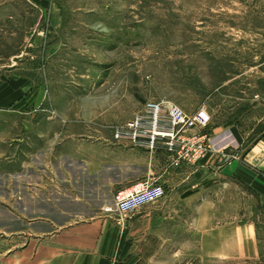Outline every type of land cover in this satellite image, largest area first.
I'll return each mask as SVG.
<instances>
[{"label":"rangeland","instance_id":"obj_1","mask_svg":"<svg viewBox=\"0 0 264 264\" xmlns=\"http://www.w3.org/2000/svg\"><path fill=\"white\" fill-rule=\"evenodd\" d=\"M153 100L205 106L208 131L236 128L243 149L258 139L264 0H0V264L45 219L111 200L59 135L132 147L114 130Z\"/></svg>","mask_w":264,"mask_h":264},{"label":"crops","instance_id":"obj_2","mask_svg":"<svg viewBox=\"0 0 264 264\" xmlns=\"http://www.w3.org/2000/svg\"><path fill=\"white\" fill-rule=\"evenodd\" d=\"M210 133L214 151L194 165L179 166L171 165L163 150L126 147L109 138L84 141L59 135L61 143L54 147L60 157L69 156L88 172L101 166L107 175L105 195L146 177L157 179L165 194L121 220L109 215L47 218L25 233L21 261L6 264L264 261V130L244 149L236 128H214ZM222 149L227 154L217 152Z\"/></svg>","mask_w":264,"mask_h":264},{"label":"built area","instance_id":"obj_3","mask_svg":"<svg viewBox=\"0 0 264 264\" xmlns=\"http://www.w3.org/2000/svg\"><path fill=\"white\" fill-rule=\"evenodd\" d=\"M209 120L205 106L186 112L173 101L153 100L148 101L124 125L117 126L113 136L116 140H127L130 146L149 152L162 149L171 165H194L214 151L208 131ZM217 152L227 154L224 149ZM164 194L165 189L157 179L146 177L117 189L101 210L103 215L117 216L121 220L162 198ZM258 264H264V261Z\"/></svg>","mask_w":264,"mask_h":264}]
</instances>
